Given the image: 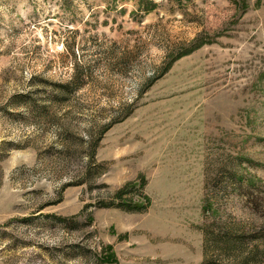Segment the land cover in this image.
Masks as SVG:
<instances>
[{
    "label": "rangeland",
    "instance_id": "obj_1",
    "mask_svg": "<svg viewBox=\"0 0 264 264\" xmlns=\"http://www.w3.org/2000/svg\"><path fill=\"white\" fill-rule=\"evenodd\" d=\"M263 184L264 0H0V264H264Z\"/></svg>",
    "mask_w": 264,
    "mask_h": 264
},
{
    "label": "trees",
    "instance_id": "obj_2",
    "mask_svg": "<svg viewBox=\"0 0 264 264\" xmlns=\"http://www.w3.org/2000/svg\"><path fill=\"white\" fill-rule=\"evenodd\" d=\"M251 187L252 186H248V188H251ZM261 187L262 188L261 189L259 188L257 191L260 192V193H262L261 191H263V193H264V184ZM130 188H132L131 191H133L134 188H135V184H130L124 190L119 192L117 194V199L122 200L124 202L123 199L126 196V194L129 192ZM250 199H251L250 201H251L253 207H256V209H257L260 206L259 200L260 201H262V200L259 197H253V196ZM121 207L133 208L135 211L143 209L140 206H132V205L129 206L128 203H123V206H121ZM205 236H206V240H207L206 241V243H207V246H206V260H205L206 264H223V262L216 261L214 258H209V252L210 251H208V245H210V248L212 250H216L219 253L227 256L229 261H233L236 264V259H232L231 250H229L230 248L228 246V243H232L234 246H236V229L230 227V228L226 229L224 232H220V233L217 234V233H215V231L211 230V228H210V229L206 230ZM222 244H225L224 248H227V249H223V248H221V249L219 248L218 249V247L220 245H222ZM243 245H244V243H243Z\"/></svg>",
    "mask_w": 264,
    "mask_h": 264
}]
</instances>
